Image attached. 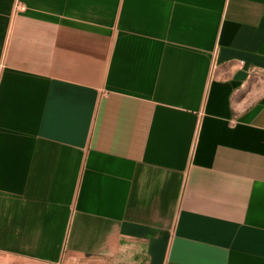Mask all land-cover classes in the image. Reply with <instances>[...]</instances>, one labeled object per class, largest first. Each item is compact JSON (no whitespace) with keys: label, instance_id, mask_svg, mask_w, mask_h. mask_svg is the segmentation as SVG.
Segmentation results:
<instances>
[{"label":"crops","instance_id":"crops-1","mask_svg":"<svg viewBox=\"0 0 264 264\" xmlns=\"http://www.w3.org/2000/svg\"><path fill=\"white\" fill-rule=\"evenodd\" d=\"M0 264H264V0H0Z\"/></svg>","mask_w":264,"mask_h":264},{"label":"built area","instance_id":"built-area-1","mask_svg":"<svg viewBox=\"0 0 264 264\" xmlns=\"http://www.w3.org/2000/svg\"><path fill=\"white\" fill-rule=\"evenodd\" d=\"M17 8H22V7L17 5Z\"/></svg>","mask_w":264,"mask_h":264}]
</instances>
